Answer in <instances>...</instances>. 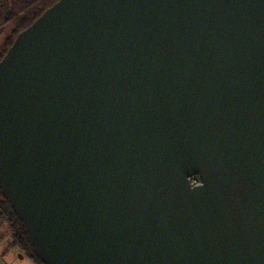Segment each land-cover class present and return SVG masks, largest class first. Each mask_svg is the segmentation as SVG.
I'll use <instances>...</instances> for the list:
<instances>
[{
  "label": "water",
  "instance_id": "1",
  "mask_svg": "<svg viewBox=\"0 0 264 264\" xmlns=\"http://www.w3.org/2000/svg\"><path fill=\"white\" fill-rule=\"evenodd\" d=\"M0 189L44 264H264V0L57 2L0 62Z\"/></svg>",
  "mask_w": 264,
  "mask_h": 264
},
{
  "label": "trees",
  "instance_id": "2",
  "mask_svg": "<svg viewBox=\"0 0 264 264\" xmlns=\"http://www.w3.org/2000/svg\"><path fill=\"white\" fill-rule=\"evenodd\" d=\"M60 0H0V34L13 27V34L6 41L5 48L0 54V62L14 44L17 36L29 28L49 8ZM7 225L11 231L13 244L25 257L36 264H44L36 255L26 228L15 212L9 200L0 189V228Z\"/></svg>",
  "mask_w": 264,
  "mask_h": 264
},
{
  "label": "rangeland",
  "instance_id": "3",
  "mask_svg": "<svg viewBox=\"0 0 264 264\" xmlns=\"http://www.w3.org/2000/svg\"><path fill=\"white\" fill-rule=\"evenodd\" d=\"M13 27H9L0 34V54L5 48L6 41L13 34ZM13 244L12 234L7 225L0 228V264H36L25 257L18 248L11 247Z\"/></svg>",
  "mask_w": 264,
  "mask_h": 264
},
{
  "label": "built area",
  "instance_id": "4",
  "mask_svg": "<svg viewBox=\"0 0 264 264\" xmlns=\"http://www.w3.org/2000/svg\"><path fill=\"white\" fill-rule=\"evenodd\" d=\"M190 183H191L192 187H199L202 184L201 180L198 176H194V177L190 178Z\"/></svg>",
  "mask_w": 264,
  "mask_h": 264
}]
</instances>
